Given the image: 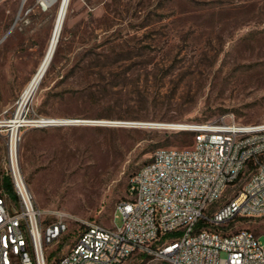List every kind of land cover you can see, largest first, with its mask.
<instances>
[{"label":"rangeland","instance_id":"1","mask_svg":"<svg viewBox=\"0 0 264 264\" xmlns=\"http://www.w3.org/2000/svg\"><path fill=\"white\" fill-rule=\"evenodd\" d=\"M56 14L42 0H0V116L17 110ZM27 110L31 119H79L21 133V169L37 205L48 221L59 211L72 218L50 262L68 252L83 222L112 224L130 177L156 149L193 144L172 124L225 115L264 122V0H71ZM5 184L16 198L8 176ZM229 226L253 231L264 247V218ZM123 264L161 261L135 254Z\"/></svg>","mask_w":264,"mask_h":264},{"label":"built area","instance_id":"2","mask_svg":"<svg viewBox=\"0 0 264 264\" xmlns=\"http://www.w3.org/2000/svg\"><path fill=\"white\" fill-rule=\"evenodd\" d=\"M223 117L172 126L193 132V144L156 149L130 177V195L118 203L112 224L83 222L68 252L48 262L72 218L59 211L47 220L24 179L19 151L23 128L62 122L31 119L29 110L20 119L16 111L0 116L6 145L0 159V264H123L135 254L165 264H264L260 237L229 226L237 217L264 218V122Z\"/></svg>","mask_w":264,"mask_h":264},{"label":"bare ground","instance_id":"3","mask_svg":"<svg viewBox=\"0 0 264 264\" xmlns=\"http://www.w3.org/2000/svg\"><path fill=\"white\" fill-rule=\"evenodd\" d=\"M70 3L71 0H42V5L44 8L57 6V14L46 54L41 64L37 68L36 72L33 74L32 78L24 88L22 95L17 103L18 108L16 110V114L18 119L23 117L27 112L29 103L33 95L35 94L36 90L38 89L39 85L41 84L50 66V63L54 57V54L58 46V42L62 33V29L66 20ZM42 118L44 121H47L48 123L56 122V121L66 122L70 120L71 121L79 120V119H69V118H50V117H42ZM185 124H192V123H185ZM175 125L177 124H172L171 126H175Z\"/></svg>","mask_w":264,"mask_h":264},{"label":"trees","instance_id":"4","mask_svg":"<svg viewBox=\"0 0 264 264\" xmlns=\"http://www.w3.org/2000/svg\"><path fill=\"white\" fill-rule=\"evenodd\" d=\"M185 132H187V133H189V134H192L193 135V140H194V133L193 132H191V131H185ZM139 255H141V256H145V257H149V256H147V255H142V254H139ZM134 256V255H133ZM132 257V256H131ZM130 257V258H131ZM161 264H165V263H161Z\"/></svg>","mask_w":264,"mask_h":264},{"label":"water","instance_id":"5","mask_svg":"<svg viewBox=\"0 0 264 264\" xmlns=\"http://www.w3.org/2000/svg\"><path fill=\"white\" fill-rule=\"evenodd\" d=\"M72 122H74V121H66V122H62V124H65V123H72Z\"/></svg>","mask_w":264,"mask_h":264}]
</instances>
